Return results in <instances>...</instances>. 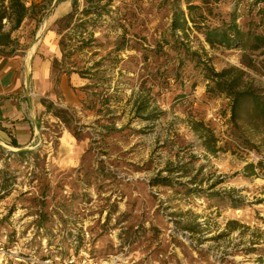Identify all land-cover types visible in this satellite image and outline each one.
I'll use <instances>...</instances> for the list:
<instances>
[{
    "label": "rangeland",
    "instance_id": "374dc122",
    "mask_svg": "<svg viewBox=\"0 0 264 264\" xmlns=\"http://www.w3.org/2000/svg\"><path fill=\"white\" fill-rule=\"evenodd\" d=\"M25 1L30 6L40 0ZM66 1L70 11L71 0ZM201 1L192 0L213 26L229 22L234 12L240 29L250 34L247 44L210 46L192 29L189 42L175 45L169 26L178 0H113L112 17L94 30V45L69 60L62 53L53 59L55 76L71 75L77 73L73 68L100 58L94 51L107 54L125 36L121 61L100 68L108 82L85 78L80 90L87 97L76 107L44 101L30 145L15 148L0 138V184L3 178L13 181L7 193L0 190V264H264V163L258 164L264 137L258 141L246 124L231 125L228 99L206 97L208 81L201 71L189 60L180 63L187 46L216 72L243 69L248 86L264 94V45L255 41L264 36V16L258 12L264 1ZM56 3H45L37 27L25 20L6 52L12 48L27 56L47 29L55 30L59 45L77 20L64 29L66 22L55 18ZM83 7L84 0H78L79 10ZM122 16L126 32L118 24ZM118 83L122 91L115 94ZM92 84L98 87H86ZM133 91L150 94L164 115L153 122L131 119ZM105 97L109 100L102 104ZM54 108L64 110V120ZM191 121L210 127L223 150L207 152ZM18 151L28 153L22 159L6 154ZM249 163L255 166L250 174L244 170ZM155 176L185 186L151 185ZM212 184L209 191L230 194L239 208L228 200L186 195V186ZM231 220L239 223L234 230L227 227ZM194 222H205V228L199 233L184 228Z\"/></svg>",
    "mask_w": 264,
    "mask_h": 264
},
{
    "label": "trees",
    "instance_id": "16d2710c",
    "mask_svg": "<svg viewBox=\"0 0 264 264\" xmlns=\"http://www.w3.org/2000/svg\"><path fill=\"white\" fill-rule=\"evenodd\" d=\"M51 0H40L39 2H32L30 6L26 5L25 0H0V54L9 53L6 50L12 47L16 43V39L12 37L13 33L17 31L25 20H31L35 22L36 27L39 25L40 18L44 11L47 9L45 3ZM60 2L62 0H56ZM112 1L113 0H84V7L79 10L78 0H71L72 9L63 14L60 19L61 22H66L64 29H69L73 19L76 17V22L72 24L69 33L62 35L63 37L59 41V48L62 53L63 60H69L74 55L80 54L87 48H90L97 42L94 37L95 28L99 27L106 19V17H112ZM186 5V13L179 5V0L175 7L172 9V17L169 26L170 37L173 44L184 45L185 41L189 42L188 33L195 29L204 37V41L210 46L221 45L227 49L233 47H239L247 44V38L250 34L240 29L236 23V16L234 12L230 13L229 22H222L219 26H213L209 23L208 16L203 12L201 4H194L192 0H183ZM201 1V0H200ZM264 1V0H262ZM201 3L205 4L206 1L202 0ZM258 12L261 16H264V9H259ZM79 17V18H78ZM125 18L122 16L118 20V24L123 31L126 32V26L124 24ZM179 32V33H178ZM124 35L116 41L115 47L109 50L107 54H99L98 51H94L93 55H100V58L93 62L91 66H84L83 68H73L72 72H77L81 77L87 79H95L96 81L108 82V79L103 75H100V68L104 67L106 62L116 65L121 61L119 55L125 49L123 45ZM182 38V39H181ZM74 41V44H69L70 41ZM255 41L264 45V36H256ZM164 44H168L169 41L163 38ZM102 46V44H100ZM258 47V46H257ZM146 59V56L144 57ZM184 60H189L193 63L195 69H198L203 74L206 83V97L215 98L222 95L228 99L229 105V120L231 125L239 127L241 123L248 125L252 132V136L258 138V141H263L264 137V94H258V90L248 86L245 81L246 72L237 67H228L220 70L219 72L209 66V64L201 59V56L197 51H193L186 46V54L181 59V64ZM253 67V66H249ZM260 68L264 76V58L260 63ZM93 71V72H92ZM195 82L191 84L194 86ZM95 89L98 85H88L86 87ZM115 94L122 91V86L118 83L113 89ZM114 94V96H115ZM113 95V94H112ZM111 97V96H110ZM109 100V97L103 99L105 104ZM128 101L130 107L128 112L131 115V119H139L142 121H155L159 116L164 115V111L159 108L157 104H153L154 99L148 93L144 92H132ZM47 109H52V104L45 105ZM54 115L64 118V110L54 108ZM50 111V110H49ZM193 131H195L201 139L202 147L209 153L214 154L220 150H223L222 146H218L219 138L214 134L210 127H207L202 121H191L190 124ZM232 139H239L243 145L254 147L250 140L240 135L234 136L231 134ZM234 137V138H233ZM9 144L15 148L20 146L15 139L11 138ZM225 149L227 147L225 146ZM0 151L4 150L1 148ZM27 151L10 152L11 156L22 159L25 158ZM259 161V165L264 163V156ZM183 166H179V168ZM254 164L249 163L245 166L244 170L247 173H253ZM168 171H171L170 169ZM192 182L196 181V178L190 179ZM189 180V181H190ZM151 185H166V186H185L184 183L175 180L169 176H155L150 180ZM13 184V181L8 178H3V182L0 184V190L3 194L7 193V187ZM199 183L198 185H200ZM215 184H212L208 189L201 187H185L186 195H196L198 197L205 196L208 199H220L222 201L228 200L234 207L239 208L235 203L237 200L232 198L230 194L209 191ZM1 197V196H0ZM205 222H194L187 224L184 228L191 233H199L205 227ZM239 226L236 220H231L227 223V227L230 230H234Z\"/></svg>",
    "mask_w": 264,
    "mask_h": 264
},
{
    "label": "crops",
    "instance_id": "0c3cea01",
    "mask_svg": "<svg viewBox=\"0 0 264 264\" xmlns=\"http://www.w3.org/2000/svg\"><path fill=\"white\" fill-rule=\"evenodd\" d=\"M53 11L55 18L61 17L69 11V2H57ZM55 33L47 29L27 56L16 50L0 54V138L8 143L11 138L20 147L33 142L44 101L76 107L87 97L80 90L87 85L85 78L77 73L54 75L52 61L61 55Z\"/></svg>",
    "mask_w": 264,
    "mask_h": 264
},
{
    "label": "water",
    "instance_id": "95a60500",
    "mask_svg": "<svg viewBox=\"0 0 264 264\" xmlns=\"http://www.w3.org/2000/svg\"><path fill=\"white\" fill-rule=\"evenodd\" d=\"M3 147H5V146H3ZM21 150V149H20Z\"/></svg>",
    "mask_w": 264,
    "mask_h": 264
}]
</instances>
